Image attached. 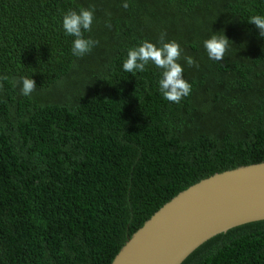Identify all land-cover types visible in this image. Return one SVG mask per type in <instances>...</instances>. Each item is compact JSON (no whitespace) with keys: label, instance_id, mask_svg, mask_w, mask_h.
Masks as SVG:
<instances>
[{"label":"trees","instance_id":"trees-1","mask_svg":"<svg viewBox=\"0 0 264 264\" xmlns=\"http://www.w3.org/2000/svg\"><path fill=\"white\" fill-rule=\"evenodd\" d=\"M81 8L94 9L84 37L99 43L76 57L62 21ZM254 15L264 0H0V264H110L179 191L264 161ZM162 33L179 43L191 84L178 104L153 63L122 68ZM214 33L229 39L219 62L203 43ZM21 77L35 81L30 96ZM181 264H264V220L210 237Z\"/></svg>","mask_w":264,"mask_h":264},{"label":"water","instance_id":"water-1","mask_svg":"<svg viewBox=\"0 0 264 264\" xmlns=\"http://www.w3.org/2000/svg\"><path fill=\"white\" fill-rule=\"evenodd\" d=\"M257 220H264V161L216 172L179 191L110 264H181L210 237Z\"/></svg>","mask_w":264,"mask_h":264},{"label":"clouds","instance_id":"clouds-1","mask_svg":"<svg viewBox=\"0 0 264 264\" xmlns=\"http://www.w3.org/2000/svg\"><path fill=\"white\" fill-rule=\"evenodd\" d=\"M122 6L127 8V2ZM93 19L94 9L92 8H81L79 11L69 10L63 16L62 26L66 35L74 37L71 51L76 57H83L90 53L99 43L97 40L84 37L85 32L92 30ZM248 23L255 25L259 29V35L264 37V16H251ZM165 35L163 33L160 35L159 47L151 42L143 41L139 46L130 48L122 68L128 73L144 72L149 62L153 63L157 68L162 69L161 79L158 83L163 98L178 104L190 94L191 84L183 78L184 70L178 63L181 58L179 43L175 40L165 42ZM203 43L209 59L217 62L224 59L229 46V39L224 34L216 35L214 33ZM184 60L190 67L199 66L191 56H185ZM3 79L7 80L8 77H3ZM19 82L22 84L21 94L23 96H30L37 88L35 81L31 78L21 77Z\"/></svg>","mask_w":264,"mask_h":264}]
</instances>
